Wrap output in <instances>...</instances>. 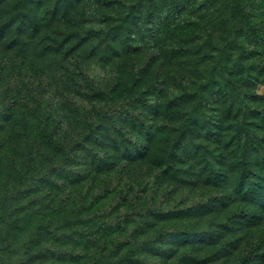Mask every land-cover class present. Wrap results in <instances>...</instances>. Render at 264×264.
Segmentation results:
<instances>
[{"label":"trees","instance_id":"obj_1","mask_svg":"<svg viewBox=\"0 0 264 264\" xmlns=\"http://www.w3.org/2000/svg\"><path fill=\"white\" fill-rule=\"evenodd\" d=\"M29 1L32 0L22 1L26 9L4 12L10 0H0V41L4 51L0 54V83L10 69L22 66L21 60L16 61L7 50L13 47L25 50L28 45L33 48L25 66V78L34 87L26 84L31 91L30 95L23 96L29 117L25 129L29 136L38 134L41 141L37 143L40 142V147L45 145V149V139L50 137L47 130L53 135L59 124L52 113L62 117L69 114L76 127L80 126L81 137L75 140L74 148L71 146L72 151L64 154V159L70 160L80 146H85V150L78 153L81 160L73 171L63 174L59 169L46 170L41 175L42 181L31 185L23 184L25 173L30 170H25L19 183L13 181L11 185V173L3 170L5 165L0 154L4 200L21 203L0 219L9 223L12 216L20 219L18 211L30 212L29 219L33 212L42 214L45 221L51 213H65L63 221L75 226L69 232L73 235V245L78 247V252L63 253L65 260L71 257L72 264H145L150 256L158 257L164 264L172 259L182 262L188 256H195L189 264H201L197 259L199 249L188 248L191 243L187 239L178 240L171 249L160 246L166 237L183 232L186 226L166 223L184 215L179 216L168 208L157 218L163 222L161 226L148 233L158 222L145 224L146 227L139 223L124 238L128 226L137 220L122 214L119 207L130 200L137 182L142 184L140 191H149L152 196L153 188L159 191L163 185L172 196L184 188L188 191L196 186L197 189L203 181L204 167L209 179L216 180L220 173L227 174L229 163H234L232 172L238 174L237 191H257L264 183V134H254L251 129L264 130V114H251H262L260 122L246 121L244 115L237 119L234 109L241 96L234 100L237 94L232 93L236 84L231 70L205 68L196 77L181 72L176 64L182 60L176 59L184 55L179 54L183 49L178 39L183 36L185 24L148 19L146 26H137L131 17L138 15L132 14L121 0H95L89 9L88 27L82 19L85 0H60L63 10H56V6L52 19L64 29L57 30L50 38L42 34L41 18L28 23ZM178 12H174L175 19ZM237 27L240 31L241 22H237ZM183 41L193 43L192 39ZM198 48L191 53H200ZM45 55L53 56L56 69L62 75L58 92L53 88L49 93L48 80L44 82L42 76L35 78L36 82L29 79L31 71H44L36 60ZM240 55L236 58L238 64L243 63ZM208 57L198 56L189 63L199 64ZM171 65L175 72L170 69ZM259 70L264 71V63ZM250 78L251 74L245 75L242 83ZM241 95L245 97V93ZM6 97L11 101V97ZM47 100L55 102L51 104ZM50 106L56 111L50 112ZM53 119L56 128L50 130ZM259 164L263 174H253L252 169ZM60 175L65 180L58 183ZM113 180L117 184H109ZM45 200L49 201L42 203ZM22 217L24 220L25 215ZM53 223L50 219L45 224H37L33 231L48 230L47 225ZM17 235L16 231L7 232V238L0 244L1 260L7 259L3 250L14 245ZM32 258L26 252L19 263L31 264ZM38 264L41 263L38 261Z\"/></svg>","mask_w":264,"mask_h":264},{"label":"rangeland","instance_id":"obj_2","mask_svg":"<svg viewBox=\"0 0 264 264\" xmlns=\"http://www.w3.org/2000/svg\"><path fill=\"white\" fill-rule=\"evenodd\" d=\"M22 1L10 0L8 7H4V12L26 9ZM94 2L96 1L85 0L82 19L88 27L89 9ZM121 2L130 8L132 14L138 15L137 18L131 17L132 22H136L137 26H146L148 19L154 22L185 24L186 27H183L184 30L181 31L183 36H179L178 39L183 49L179 54L184 55L177 57L176 61H182L176 66L185 75L195 77L198 71H203L205 68L218 71L220 67H223L231 70L234 74L232 76L235 80L234 84H236L235 89L232 90L233 94H237L234 100L237 101L238 96H241L234 109L237 119L244 115L246 121H261L262 114L257 113L255 116L251 114L256 112L264 114V71L259 70L260 64L264 63V0H121ZM12 6L15 8L12 9ZM27 6H30L28 23H34L41 18L42 34L46 37L51 38L54 32L64 29L52 19L56 6L58 7L56 10H63L60 0H32L27 3ZM176 11H179L176 14L178 19L173 17ZM237 22H241L240 31H238ZM112 24L115 22L113 21ZM58 38L61 40L60 37ZM185 39H192L193 43H186L183 41ZM25 40L30 42L29 38ZM25 48V50H16L13 47L7 50L9 56L14 57L16 61L21 60L22 66L12 67L13 69L1 78L2 84L0 83V154L3 155L5 165L3 170L7 169L11 173V185L13 181L16 184L19 183V178L25 170H30L25 173L23 179L25 185L41 182V175L46 170L59 169L63 174L67 170L71 172L73 168L79 167L81 159L78 153L85 150V146H80L81 149L72 153L70 160L64 159V154L72 151L75 140L81 137L80 126L76 127L75 120L69 114L62 117L55 112L52 113L59 124L53 135L47 130L46 134L50 137L45 139L47 143L45 149V145L40 147V142L37 143L40 140L38 134L34 137L33 134L29 136L28 130L25 129V123L29 117L26 116L23 96L30 95L31 90L27 89L26 84L34 88L27 82L28 78H25L27 77L25 66L29 62L28 58L32 55L33 48L29 45ZM197 48L201 49L200 53L199 51L196 54L191 53ZM3 52L2 41H0V54ZM23 54L27 56L24 57ZM206 55L209 57L202 63L196 64L192 61L189 63V60L196 61L198 56L204 58ZM239 55L243 58L242 64H238L236 59ZM36 62L44 71L29 72V79L36 82L35 78L42 76L44 82L48 80L49 93L53 92V88L57 91V88L62 85L63 78L61 79L62 75L56 69L57 63L54 62L53 56L38 57ZM16 63L19 64V62ZM170 69L175 72L173 65ZM247 74H251L250 80L242 83V79ZM220 87L215 88L218 90ZM6 91L9 92L6 96L12 98L9 102L5 96ZM241 93H245V97ZM47 101L51 104L55 102V100ZM57 102L61 105V100L58 99ZM63 103L65 105V102ZM12 104H16L17 107L15 105L13 108ZM48 110L56 111L54 106H50ZM54 119L51 121L50 130L52 127L53 130L56 128ZM251 131L254 134H264V130L257 131L256 128ZM53 151H55L54 155H52ZM232 164L227 165V174L220 173L216 180L209 179L204 167L203 181L197 189H195L196 186L188 191L184 188L172 196L166 192L167 187L164 185L159 191L153 188L154 196L149 191H140L142 184L134 180L138 187L132 191L130 200L125 203V206L120 205L118 211L125 216L130 215L137 222L128 226L123 237L126 238L132 227H137L139 223L146 227L145 224L158 222L155 227L148 229L150 233L163 224L157 218L169 208L184 217L170 220L166 224L186 227L183 232H177L179 235L166 237L161 247L171 249L178 240L187 239L191 243L188 248L199 249L197 259L201 264H264V199L260 200L264 198V183L257 187V191H237L239 189L238 174L232 172L235 168L234 163ZM252 172L263 174L260 164L256 165ZM3 179L0 176V216L8 213L12 208L21 206L18 200L14 202L4 200ZM64 180L65 177L61 176L57 182ZM109 184H117V182L113 180ZM48 201L45 200L42 203ZM3 209L5 211L2 212ZM18 212L20 219L15 220V216H12L10 223L3 218L0 219V244L4 243V238H7V232L18 233L14 239V245L11 244V248L3 250L7 259L5 261L0 259V264H18L25 257L26 252L34 256L31 264H38V261L41 264H72L71 257L65 260L63 253L78 252V247L73 245V235L69 232L75 226L63 221L65 213H51L50 218L45 221L42 214L33 212L29 219L30 212ZM23 214L24 220L23 217L21 218ZM50 219L54 220V223L47 225L48 230L42 228L38 233L33 231L35 225L45 224ZM186 233L190 235H185ZM15 248L25 252L18 253ZM186 251L191 252L189 249ZM192 258L196 257L188 256L182 262L172 259L168 264H189ZM145 264H164V261L160 262L158 257L150 256L145 260Z\"/></svg>","mask_w":264,"mask_h":264}]
</instances>
